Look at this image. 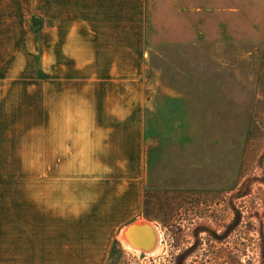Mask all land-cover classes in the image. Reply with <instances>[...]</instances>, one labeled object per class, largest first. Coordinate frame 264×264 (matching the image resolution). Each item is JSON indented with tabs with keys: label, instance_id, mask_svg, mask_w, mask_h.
<instances>
[{
	"label": "rangeland",
	"instance_id": "1",
	"mask_svg": "<svg viewBox=\"0 0 264 264\" xmlns=\"http://www.w3.org/2000/svg\"><path fill=\"white\" fill-rule=\"evenodd\" d=\"M70 1L53 17L51 0H0V181L36 180L20 172L35 166L43 74L63 67L54 51L68 24L83 49V0ZM129 2L113 20L123 26L102 32L103 51L121 60L103 67L143 91L146 170L131 222L155 225L160 242L139 251L120 234L105 264H264V0H220L219 28L170 44L152 42L163 31L146 29L145 13L139 30L128 25Z\"/></svg>",
	"mask_w": 264,
	"mask_h": 264
},
{
	"label": "crops",
	"instance_id": "2",
	"mask_svg": "<svg viewBox=\"0 0 264 264\" xmlns=\"http://www.w3.org/2000/svg\"><path fill=\"white\" fill-rule=\"evenodd\" d=\"M123 1L83 0V49L68 24L54 51L63 67L43 74L52 82L50 96L38 88L35 166L20 172L34 170L36 180L0 181V264H105L112 240L139 216L146 170L143 91L124 71L103 67L121 60L103 51L102 32L123 26L113 21ZM219 1L130 0L127 23L139 30L145 13L146 29L163 31L153 43H198L199 30L219 28L211 18L221 10L213 7ZM58 2L71 3L51 0L53 17L61 14ZM77 60L84 69L75 68ZM77 77L84 79L82 93L75 92Z\"/></svg>",
	"mask_w": 264,
	"mask_h": 264
},
{
	"label": "bare ground",
	"instance_id": "3",
	"mask_svg": "<svg viewBox=\"0 0 264 264\" xmlns=\"http://www.w3.org/2000/svg\"><path fill=\"white\" fill-rule=\"evenodd\" d=\"M146 226L152 230V233L144 228ZM122 233L136 250L154 253L159 248L160 232L155 225L148 221H133L125 230H122Z\"/></svg>",
	"mask_w": 264,
	"mask_h": 264
},
{
	"label": "water",
	"instance_id": "4",
	"mask_svg": "<svg viewBox=\"0 0 264 264\" xmlns=\"http://www.w3.org/2000/svg\"><path fill=\"white\" fill-rule=\"evenodd\" d=\"M144 228L148 229V230L150 231V233H152V230H151L148 226H146V227H144ZM130 229H131V228H130Z\"/></svg>",
	"mask_w": 264,
	"mask_h": 264
}]
</instances>
